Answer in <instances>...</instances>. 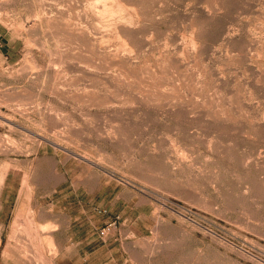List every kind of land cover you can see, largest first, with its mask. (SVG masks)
Segmentation results:
<instances>
[{
  "label": "rangeland",
  "instance_id": "374dc122",
  "mask_svg": "<svg viewBox=\"0 0 264 264\" xmlns=\"http://www.w3.org/2000/svg\"><path fill=\"white\" fill-rule=\"evenodd\" d=\"M93 1L0 0V264L52 262L18 197L78 166L114 264H264V0Z\"/></svg>",
  "mask_w": 264,
  "mask_h": 264
},
{
  "label": "crops",
  "instance_id": "0c3cea01",
  "mask_svg": "<svg viewBox=\"0 0 264 264\" xmlns=\"http://www.w3.org/2000/svg\"><path fill=\"white\" fill-rule=\"evenodd\" d=\"M75 168L78 172L70 178L65 175L55 183L30 184V194L22 188L20 207L45 219L42 225L54 244L50 264H114L115 229L106 242L99 236L115 218L112 204L106 205L111 214H104L102 177L95 175L88 182L85 168Z\"/></svg>",
  "mask_w": 264,
  "mask_h": 264
},
{
  "label": "built area",
  "instance_id": "2783aa9c",
  "mask_svg": "<svg viewBox=\"0 0 264 264\" xmlns=\"http://www.w3.org/2000/svg\"><path fill=\"white\" fill-rule=\"evenodd\" d=\"M119 220H120L119 217H116V219L113 222H111L110 224L106 225L103 229H101L100 230L101 236L107 238L109 234L116 228Z\"/></svg>",
  "mask_w": 264,
  "mask_h": 264
},
{
  "label": "bare ground",
  "instance_id": "6f19581e",
  "mask_svg": "<svg viewBox=\"0 0 264 264\" xmlns=\"http://www.w3.org/2000/svg\"><path fill=\"white\" fill-rule=\"evenodd\" d=\"M96 1V0H95ZM95 1H93V3H95ZM97 2V1H96ZM105 2V1H104ZM100 3V2H99ZM113 3V2H112ZM123 3V2H122ZM122 3H121V6H119L121 9H122ZM83 4V3H82ZM96 4V3H95ZM117 4V3H116ZM119 4V3H118ZM90 5V4H89ZM94 5V4H93ZM92 5V7H94ZM96 6V5H95ZM98 6V5H97ZM107 6H109V5H107ZM111 6H112V4H111ZM113 7H115V6H113ZM116 7H117V5H116ZM124 7V6H123ZM84 8V7H83ZM109 9H110V7H108ZM125 8V7H124ZM85 9V8H84ZM114 9V8H113ZM112 9V10H113ZM116 9V8H115ZM121 9H120V11H121ZM98 10V9H97ZM106 10V9H105ZM117 10V9H116ZM99 11V10H98ZM103 11V10H102ZM108 11H110V10H108L107 9V12ZM119 11V12H120ZM116 12V11H115ZM111 13H113V12H111ZM118 13V12H117ZM121 13V12H120ZM124 13V12H123ZM106 14V13H105ZM123 15V14H122ZM102 16H104V15H102ZM121 16V15H120ZM30 17V16H29ZM122 17V16H121ZM96 18V17H95ZM131 18V17H130ZM103 19V18H102ZM120 19V18H119ZM123 19V18H122ZM126 19V18H125ZM132 19V18H131ZM135 19V18H134ZM49 21V20H48ZM100 21V20H99ZM51 22V21H50ZM65 22V21H64ZM128 22H130V20L128 21ZM132 22H133V20H132ZM132 22H131V24H132ZM98 23V22H97ZM47 24V23H46ZM76 24V23H75ZM112 24V23H111ZM34 25V24H33ZM32 26V25H31ZM34 27V26H33ZM80 27V26H79ZM109 27H110V25H109ZM24 28V27H23ZM51 28V27H50ZM113 29V28H112ZM84 30V29H83ZM71 31V30H70ZM52 32V31H51ZM49 33V32H48ZM51 36H53V35H51ZM83 36V35H82ZM63 41V40H62ZM126 45V44H125ZM124 46V45H123ZM128 51V50H127ZM4 104V103H3ZM11 125H12V123H11Z\"/></svg>",
  "mask_w": 264,
  "mask_h": 264
}]
</instances>
